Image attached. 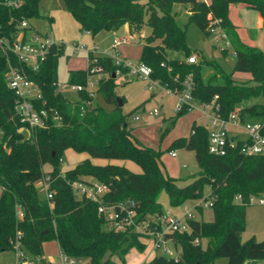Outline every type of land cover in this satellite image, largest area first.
I'll return each mask as SVG.
<instances>
[{"label":"trees","instance_id":"obj_1","mask_svg":"<svg viewBox=\"0 0 264 264\" xmlns=\"http://www.w3.org/2000/svg\"><path fill=\"white\" fill-rule=\"evenodd\" d=\"M64 6L79 29L92 37L103 31L118 30L123 25L131 34H139L145 27L151 33L142 37L139 63L151 71L150 78L170 91L182 89V81L191 74L195 82L193 98L196 103H211L216 97L219 114L227 117L237 112L244 122L264 125V107L251 106L236 111L240 101L261 96L264 99V52L248 47L238 37L236 27L228 17L232 4H243L256 11L264 20V0H63ZM40 0H24L19 9L0 6V37H9L23 20L38 17ZM173 4L188 6L187 24L195 25L206 37L219 21L234 53V65L227 77L219 81L216 75L202 78L200 64L169 59L167 51L196 54L186 44V27H179L172 14ZM47 56L36 71L19 62L14 55L5 56L0 49V253L11 251L16 233L28 254L42 255V244L56 241L59 251L73 259H88V264L122 262L130 249L142 253L146 246L138 241L137 233L115 232L108 221L98 214L97 204L76 199L70 183L85 182L90 178L107 188L105 204H131L133 221L158 230L157 219L163 212L158 201L164 191L171 207H180L188 200L199 199L203 188L210 192L204 201L211 202V222L189 220L188 233L167 235L178 257L155 256L147 264H213L226 259L227 264H259L264 261V240L254 238L243 243L246 208L252 197L264 195V160L260 156H246L239 147L229 149L225 156L209 154L208 132L203 125L193 123L187 138L172 142L169 149L182 148L194 152L199 172L187 186L178 187L163 169L161 151L143 146L132 134L126 115L116 102V77L126 76L128 69L115 65L111 57L88 53L87 70L69 72V84L86 87L88 77L100 75L96 93L105 104L113 105L110 112L98 104L92 106L93 94L77 93L75 100L56 91L57 58ZM226 56L228 50H221ZM12 65L34 82L41 93L35 102L48 114L45 128H29L14 111L16 96L7 88L5 73ZM96 72L92 73V69ZM98 70V71H97ZM251 77L254 85L238 86L233 74ZM124 103V99H121ZM44 102V105H43ZM189 109L183 106L177 116ZM54 113L58 120L53 121ZM24 130L23 132L20 130ZM264 134V127L262 129ZM67 150L87 154L93 160L130 161L141 172L133 173L115 164L94 165L86 159L69 170L62 169V158ZM48 166V170L44 168ZM45 175L50 177L52 199L39 193L37 184ZM240 196L241 203L235 198ZM199 211L202 208L198 209ZM21 212L22 219H19ZM198 240V243L194 241ZM205 240V246L201 244ZM111 257L105 263L107 252Z\"/></svg>","mask_w":264,"mask_h":264},{"label":"rangeland","instance_id":"obj_2","mask_svg":"<svg viewBox=\"0 0 264 264\" xmlns=\"http://www.w3.org/2000/svg\"><path fill=\"white\" fill-rule=\"evenodd\" d=\"M146 3V0H140ZM188 6L173 4L172 14L176 24L183 28L188 21ZM38 17L29 20L32 28L42 35H47L49 41L56 46L62 47L61 53L57 58V84H69V72L76 70H87L88 53L92 52L99 56H109L113 48L114 40L124 39L117 48L122 60L137 63L140 60L144 40L142 37L151 33L150 28L145 27L139 34H131L123 25L118 30L103 31L92 37L91 35L79 29L72 16L64 6L63 0H40ZM228 17L232 23L238 27L239 39L248 47L255 48L264 52V20L262 26L259 24V15L256 11L246 9L242 4H232L228 8ZM220 31L206 37L195 25L187 24L186 27V44L196 54L185 56L182 52L167 51L169 59L185 61L191 56H196L197 65L202 63L201 75L206 80L210 75H216L220 81L222 77H227L232 71L234 65V54L232 49L228 50L226 56L222 54L221 42H215L219 39ZM100 75L88 77V83L97 82ZM230 79V78H229ZM238 86H253L254 82L251 77L243 73L233 74L231 79ZM97 83L90 86V92L93 94L92 106L98 104L105 111L110 112L113 105L105 104L100 94L95 91ZM117 87L115 89L116 99H124L121 107L122 114L126 115V122L132 131L133 136L145 147L161 151L160 162L167 173L178 187H185L190 184L199 172L194 152L182 148H175L176 157L169 155V149L174 140L187 138L190 134V128L193 123L205 125L206 119L199 108L188 110L183 115L177 116L175 106L178 103V97L172 94H166L157 89L150 90L148 80L137 79L130 75H118L116 77ZM87 87V85H86ZM70 100L77 98L76 92H64ZM264 107V99L261 96L249 98L240 101L236 111L251 107ZM157 110L156 116H150ZM89 159L87 154H78L71 150L64 153L62 158V169H71L82 161ZM94 165L112 164L111 161L91 160ZM120 165H128L133 170L140 172V168L130 161L117 162ZM48 166L44 170H48ZM91 180L90 178H86ZM39 183L37 184V188ZM210 188L205 186L201 198L186 201L180 207H171L167 194L162 191L158 196V201L162 209V216L170 217L177 220L186 219V212L190 211L193 221L211 222L213 220V211L210 207L205 206L204 198L208 196ZM39 193L42 194L41 188ZM201 202L202 210L199 211L196 205ZM144 225L139 226L137 233L138 241L147 242L150 246L151 240L148 239L144 232ZM254 238L256 241L264 240V205H249L246 208L245 230L241 235V241L247 242ZM205 240L201 244L205 246ZM168 248L173 251V257H178L180 249L174 247L172 243L167 244ZM145 251V250H144ZM136 249H130L122 262L116 255L111 258L115 264H144L140 260L145 255ZM153 256L166 255L161 249L155 250ZM42 259L46 262L52 260L59 264V248L56 241H48L42 244ZM28 260H33L28 256ZM40 264V258L35 259ZM88 259H75V264H88ZM0 264H16L14 253L11 251L0 253ZM213 264H227L226 259H217ZM260 264H264L261 262Z\"/></svg>","mask_w":264,"mask_h":264},{"label":"built area","instance_id":"obj_3","mask_svg":"<svg viewBox=\"0 0 264 264\" xmlns=\"http://www.w3.org/2000/svg\"><path fill=\"white\" fill-rule=\"evenodd\" d=\"M23 3L24 0H0V6L7 9H19ZM213 24L215 28L211 30V35L220 31V37H218L219 39L215 38V42H221L222 50L232 49L225 33L219 27V21H215ZM123 41L124 39L114 40L109 57H111L115 65H121L127 68L128 75L131 77L148 80L151 91L159 89L166 94H172L178 97V103L175 106L176 112L180 111L183 106H186L189 110L196 107L199 108L206 119V124L203 126L208 132L209 154L214 156H225L229 149L239 147L240 152L244 155L260 156L264 160L263 124L259 122H244L237 112L231 113L227 117H222L219 114V105L215 102L216 97L211 103H196L193 98L195 82L191 74H188L182 81L181 90L170 91L167 87L152 80L150 78V69L142 63H130L120 58L117 48ZM51 45L52 43L49 41L48 36L36 32L26 19H23L16 26V29L9 34V37H0V49L2 53L5 56L8 54L14 55L19 62L24 63L33 71L38 70L40 65L46 60ZM93 54L98 55L95 53ZM186 61L188 64H197L196 56H191ZM94 72H96V69L93 68L92 73ZM5 83L7 88L12 90L16 96L14 111L21 122L25 123L29 128H45L47 126L48 114L43 108H37L35 106V102L41 100V93L38 86L10 64H8L5 73ZM96 83L97 82H87V87L57 84L56 91L61 94L67 91L76 93L81 91L90 92V86H94ZM157 114L158 112L155 110L149 115L156 116ZM52 120L54 122L58 120L56 113H54ZM20 131L23 132L24 130L21 129ZM169 154L171 157L176 156L175 152H170ZM50 182V177L45 175L39 183L41 191L46 195L48 200L53 197L52 192L49 190ZM69 185L76 199H85L97 204L98 214L101 215L104 220L108 221V227L115 232L136 233L135 231H139L138 227L144 225L133 221L135 212L128 208L131 204L120 202L114 206H110L104 203L103 197L107 193L106 186L93 180L73 182ZM235 201L241 203L242 198L237 196ZM205 202V206L211 207L212 204L210 201ZM248 204L264 205V195L250 198ZM196 208H202L201 202L196 205ZM18 217L22 219L21 212H18ZM185 217V220H177L167 216L163 218L160 217L157 219L159 229L155 231L150 230L148 225L143 226L144 232L147 234L148 239L151 240L153 250L161 249L166 255L173 257V251L167 246L168 243H172V240L167 238V235L173 233H188L190 231L188 221L192 220L193 217L190 211L186 212ZM194 242L198 243V240ZM11 252L14 253L16 264H37L35 261L36 258H40V264H55L52 260L46 262L41 256L28 254L23 246L21 233L15 234L11 242ZM28 256H31L33 260H28ZM59 264H75V259L59 251Z\"/></svg>","mask_w":264,"mask_h":264},{"label":"crops","instance_id":"obj_4","mask_svg":"<svg viewBox=\"0 0 264 264\" xmlns=\"http://www.w3.org/2000/svg\"><path fill=\"white\" fill-rule=\"evenodd\" d=\"M202 1H204L206 4H208L209 3V1L210 0H202ZM243 5V4H242ZM245 8H246V6L245 5H243ZM246 9H248V8H246ZM248 10H250V9H248ZM259 15V14H258ZM259 17H260V19H259V24H260V26H262V21H263V18L259 15ZM231 21V20H230ZM231 23H232V21H231ZM233 24V23H232ZM234 25V24H233ZM235 26V25H234ZM236 27V26H235ZM124 29H126L128 32H129V30H128V27L127 26H124ZM236 33H237V35H238V27H236ZM88 34V33H87ZM239 37V36H238ZM115 39H117V38H115ZM68 151V150H67ZM170 155V154H169ZM171 156V155H170ZM176 157V156H175ZM172 158H174V157H172ZM90 159V158H89ZM90 160H93V159H90ZM112 162V164H115V165H120L119 163H117V162H120V161H111ZM121 166H123V165H121ZM124 167H126L129 171H131V172H133V173H137V171H135V170H133L132 168H130L128 165H126V166H124ZM72 169V168H71ZM66 170H69V169H66ZM140 172H141V170H140ZM140 172H138V173H140ZM145 244V246H146V248H145V251H144V253H145V255H143V258L140 260L141 262L144 260V264H147L149 261H151L155 256H153V253H154V251L155 250H153V248H152V244L150 243V246L148 247V245H147V242H145L144 243ZM264 262V261H263ZM261 263V262H260ZM259 263V264H260Z\"/></svg>","mask_w":264,"mask_h":264},{"label":"water","instance_id":"obj_5","mask_svg":"<svg viewBox=\"0 0 264 264\" xmlns=\"http://www.w3.org/2000/svg\"><path fill=\"white\" fill-rule=\"evenodd\" d=\"M57 54V46L55 44H52L49 48V52H48V55L49 56H55ZM116 102H117V105L118 107H122L123 103L121 101V99L117 98L116 99ZM111 257V252H107L105 253V255L103 256L102 258V263H105L109 260V258Z\"/></svg>","mask_w":264,"mask_h":264}]
</instances>
